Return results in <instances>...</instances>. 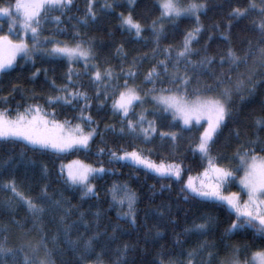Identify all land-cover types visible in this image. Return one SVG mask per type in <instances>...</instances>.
<instances>
[{
    "label": "trees",
    "instance_id": "1",
    "mask_svg": "<svg viewBox=\"0 0 264 264\" xmlns=\"http://www.w3.org/2000/svg\"><path fill=\"white\" fill-rule=\"evenodd\" d=\"M8 0H0V5ZM15 0H12L14 3ZM113 2V0H109ZM187 3V0H183ZM207 10L200 16V24L203 30L197 41L191 45L194 53L190 59L197 61L205 56L215 57L216 63L210 66L208 71L194 75L189 91L193 88H204L205 85H214L215 92H219L224 86L234 85L239 74L247 75V66L241 64L239 68L228 71L229 64L221 65L220 56L232 48L238 54H243L249 47L253 54L260 46L261 34L253 26V21H259L258 13L252 12L242 19H235L230 13L235 7H245L249 0H204ZM259 0H257V3ZM105 0H95L93 10L97 16L95 20L86 17L89 0H73L70 10L62 15L63 23L43 24V36H55L56 39L74 44L83 42L85 46H91L94 53L92 60L101 71L110 68L123 84L128 79L129 84L140 86V94L153 88L151 83H145L147 72L156 67L161 72V79L155 84L157 92L149 93L143 104L137 103L134 114L129 119L136 121L143 113L147 121H152L157 128V133L149 141L142 137L129 134L126 129V121L121 122V117L114 114L111 109L112 97L96 98L97 89L103 90V84H96L91 80V72L85 68L84 63L75 62L69 64L66 59H50L37 53L32 61L25 62L18 58L14 70L0 73V109H11L9 115L15 117L17 110L23 111L29 105H40L48 111L55 110L54 119L63 122L71 121L74 126L83 123L76 119L80 108L62 105H49V96L64 95L58 91L60 87L68 85L70 90L83 91L91 98V107L86 110V115H91L95 123L91 125L97 128V135L90 141L87 150H69L65 153H53L51 151L34 150L24 141L5 142L0 140V241L7 238V246L17 247L21 245L23 238L38 240L41 235H46L48 247L54 249L53 258L55 264H77L78 253L73 252L68 246L64 236V225H72L69 237L79 241L80 247L88 238L99 233L94 241V252L88 257L89 261L95 260V254L103 252L105 264H111L116 258L118 248L129 245L127 253L128 264H157L163 260L167 264L172 260L174 264L187 261V253L199 247L207 241L215 244L216 248H207L195 257V264L207 260L208 252H218L212 264L230 254L231 249L225 248V244L239 245L243 248L248 245L245 254L264 247V239H260L250 230L246 234L225 235V229L235 216L229 217L228 212L210 203L195 202L184 199L185 193L181 192L183 183L191 174L199 173L207 162L192 149L198 142V137L203 127L199 125L190 128H182L179 122L173 121L170 114L162 111L160 107L150 101V96L159 94L160 88H173L170 78L165 76L158 61L165 60V49H171L169 71H172V62H175L176 53L183 46L185 34L196 27L193 19L181 18L175 24L163 21L164 32L157 41L151 32L152 21L159 15L157 0H135L134 6H129L127 0H114V9H104ZM132 11L133 17L144 27L141 37H136L134 32H128L120 26L117 13L125 15ZM52 15H61L54 12ZM4 33L8 32V22L0 18ZM215 25V27H214ZM57 27L63 29V33L57 32ZM17 31H20L17 29ZM78 34V35H77ZM21 35H24L21 32ZM30 35V34H28ZM227 36L226 40L224 37ZM211 37V38H210ZM31 44V41H28ZM41 47L50 48V44H42ZM253 63L249 57L248 66ZM80 75H73L72 84H69L67 73L69 68ZM184 61L180 62V71L183 73ZM39 69V71H37ZM131 69L137 73L134 78L125 76ZM46 70V71H45ZM259 71V70H258ZM88 74L85 75L84 73ZM221 72L231 77V81L224 78V83L217 85L216 76ZM33 73H36L33 76ZM215 74V75H213ZM260 75L255 77L260 80ZM197 79L199 83H197ZM55 81V87L52 82ZM116 83V81H112ZM15 86V87H14ZM111 91V89H109ZM214 94V93H208ZM246 97L241 101L234 96L231 104L232 115L215 143L211 146V155L219 158L222 166H234L236 161L231 157L237 147L243 145L249 147L246 142L254 140L257 135L264 140V130L255 126L258 118L264 117V85L257 87L254 95L249 96L247 91L241 93ZM118 95V92H117ZM7 97V103L2 98ZM100 101L104 106L99 107ZM83 100L79 105H83ZM111 126L106 128L105 126ZM147 123L144 127H147ZM125 127V132L120 133V128ZM90 130L85 126V131ZM239 130V139L235 131ZM160 132H176L178 138L175 142L161 140ZM103 149V153H100ZM142 150L143 155L157 162L181 163L185 169L183 179L177 181L174 178H161L143 166L133 165L129 161L110 160V153L121 151ZM151 150V151H149ZM257 152L259 147L256 146ZM74 161L99 168L110 169L99 173L90 179L95 186V195H83L80 188L64 183L60 174L61 165L67 166ZM46 167V170H45ZM65 168V174H66ZM242 174V173H241ZM14 182L17 192L25 197H30L34 202L41 204L45 211L40 220H36L27 205L5 185ZM126 185L136 194L134 211L136 222L133 224L128 219L117 215L118 207L112 201L113 185ZM166 185L167 187H161ZM47 187V199H43V190ZM231 189L240 191L235 184ZM60 201L59 205L53 203ZM119 211L127 212V206ZM99 213V215H97ZM61 217L64 220L61 221ZM213 219L211 230L200 235L191 231L194 224L203 223L207 218ZM114 229H116L114 233ZM187 230V231H186ZM160 235H157V233ZM113 236L115 238H113ZM56 237L55 240L53 238ZM179 241V243H177ZM10 259V258H9ZM83 264V262H80Z\"/></svg>",
    "mask_w": 264,
    "mask_h": 264
},
{
    "label": "snow or ice",
    "instance_id": "2",
    "mask_svg": "<svg viewBox=\"0 0 264 264\" xmlns=\"http://www.w3.org/2000/svg\"><path fill=\"white\" fill-rule=\"evenodd\" d=\"M127 2L130 7L135 5V0H127ZM94 3L95 0H89L86 17L82 21L85 24L88 18L96 19L97 14L93 10ZM72 4L73 0H15L14 3L12 0H8L6 4L0 5V18H5L8 22L7 34L4 33L3 25L0 24V73L14 70L18 58L25 62L32 61L34 63V56L37 53L53 60L66 59L69 64L83 60L86 69L88 67L96 68V71L91 75V80L96 84H103V90L97 89L96 98L99 99L100 96H104L106 99L112 97V112L120 115L122 123L126 121L128 133L140 136L145 142H149L157 133L154 123L147 121L143 113L139 115L136 121L129 119V116L134 114L133 110L137 103L143 104L149 93L157 92L155 84L160 81L161 72L156 67L147 72L144 82L151 83L154 87L142 96L139 85L129 84L128 79L120 84L118 77L110 68L102 72L99 66L90 65L88 62L95 58L90 45L85 46L83 42L70 44L56 39L55 36L42 37L43 24L55 23L58 26L63 23L61 17L67 10H70ZM115 6L114 0L113 2L105 0L102 10L114 9ZM157 6L160 15L152 21L150 28L157 41L164 32L165 24L163 21L175 24L181 18H187L196 22V27L185 34L183 46L177 51L175 62H172L173 70L169 71L171 61L167 59L171 57V49H165L166 59L158 61L159 67L163 69L164 75L170 78L174 87L160 88L159 94L151 96V100L159 105L163 112L170 114L173 121L179 122L182 128H190L194 125L203 127L198 142L192 151L199 153L207 164L203 172L198 174L202 177L198 182L192 176H188L183 183L181 192L185 193L184 199L197 203H210L225 209L229 217L235 216V219L231 220L225 229V235L246 234L250 230L260 239H264V140H261L257 135L256 139L246 142L250 145L249 147L243 145L237 147L231 157L232 160L236 161L234 166H222L219 163V158H214L211 155V146L215 143L222 129L227 126L232 115L233 97L238 96L241 101H244L246 97L241 94L243 91H247L251 96L255 94L258 86L264 85V0H259L258 3L257 0H249L245 7H235L230 13V16L235 19H242L252 12L258 13L261 19L258 22L254 20L252 23L260 32L261 41L260 46L256 49L257 54H253L251 47L243 54H238L236 50L229 48L224 55L220 56L219 63L221 65L229 64V72L244 64L247 66V75L239 74L234 85L224 86L219 92H215L214 85L210 84L205 85L204 88L196 87L189 91V85L195 78L189 73L198 75L199 72L208 71L210 66L216 63L215 57L210 56H205L197 61L190 59L195 54L191 45L197 41L203 30V26L200 24V16L207 10V4L204 0H187V3L183 0H157ZM54 12H59L61 15H52ZM117 15L121 27L128 32H134L136 37H141L145 29L133 17L132 11H129L127 15L124 12L117 13ZM21 32L24 35H21ZM57 32L62 34L63 29L57 27ZM13 36H17L18 39H13ZM224 38L228 39L227 36ZM29 40L31 44H29ZM42 44H50L51 47H41ZM250 56L253 58V63L248 66ZM181 60L185 64L183 73L180 71ZM84 74L87 75L88 73L85 72ZM258 74L261 78L256 81L255 77ZM35 75L36 73H33V76ZM73 75L79 76L80 73L74 72L70 67L67 73L69 84L73 83ZM136 75L137 73L131 69L125 73L128 78H134ZM224 78L231 81L230 76L221 72L220 76L215 77L216 84H223ZM114 80L116 83H112ZM197 83H199L198 79ZM52 84L55 87V81ZM57 90L64 95L49 96L47 103L69 107L79 106L80 112L76 119L83 123H77L73 126L69 120L63 122L56 120L54 119L55 110L48 111L38 104L29 105L22 112L17 110L15 117L9 115L11 109L4 108L0 109V140L5 142L24 141L31 145L34 150L44 152L65 153L69 150H87L90 141L97 135V128L91 127L95 123L93 117L85 114L86 110L91 107V98L86 92L70 90L68 85ZM2 99L7 103V97ZM81 100L85 102L83 105H79ZM103 106L104 101H100L99 107L102 108ZM202 121L206 123V127L203 126ZM146 123L148 126L144 127ZM85 126L90 130L85 131ZM255 126L259 130H264V117L258 118L255 121ZM105 127L110 128L111 126L106 125ZM124 132L125 127H121L120 133L123 134ZM234 134L239 139V130H236ZM159 135L162 141L169 139L175 142L178 138L176 132H160ZM256 146L259 147V152H257ZM103 151L100 149L101 154ZM110 160L129 161L133 165L143 166L161 178H174L177 181L183 179L185 172L181 163L174 161L166 163L163 160L156 163L144 156L142 150L123 151L122 155L111 152ZM65 168L67 169L66 174ZM106 171L111 170L103 167L96 168L81 161H74L70 165H61L60 167V174L64 183L80 188L85 196L96 194L95 186L90 183V179ZM232 184L238 186L240 191L225 194V189ZM161 187L167 186L162 185ZM5 188L10 189L27 205L36 220L41 219L45 211L41 204L17 192L14 182L5 185ZM110 191L112 192V201L118 207L117 215L134 224L136 222L134 211L136 194L129 190L126 185L114 184ZM242 194L247 198L242 199ZM42 198H48L46 186ZM53 203L59 205L60 201L57 200ZM125 204L128 211H119ZM60 219L63 221L64 217ZM212 223L213 219L209 217L203 223L194 224L191 231L204 235L211 230ZM71 228L72 225L65 224L63 231L64 236L68 238V246L73 252L78 253L77 264L80 262L83 264H105L103 252L96 253L94 261L88 260V257L94 252V241L100 234H94L83 242V247H80L79 241H74L69 237ZM113 231L115 233L116 229ZM157 235L160 233L158 232ZM113 238L115 237L113 236ZM55 239L56 237L53 238V240ZM224 246L231 249L230 255L218 260L217 264H264V247H259L245 254L242 258V253L246 252L248 245H244L243 248L239 245L225 244ZM207 248H216V245L204 241L198 248L187 253L188 260L186 262L180 261L179 264H195V257ZM129 250L127 244L118 248L116 258L111 261V264H128L127 253ZM53 251L54 249L48 247L46 235H41L35 242L29 240L17 247L7 246V238L5 237L4 240L0 241V264H55ZM207 255V260L202 259L200 264H212V260L218 256V252L209 251ZM157 264H164V261H158ZM167 264H174V262L169 260Z\"/></svg>",
    "mask_w": 264,
    "mask_h": 264
},
{
    "label": "rangeland",
    "instance_id": "3",
    "mask_svg": "<svg viewBox=\"0 0 264 264\" xmlns=\"http://www.w3.org/2000/svg\"><path fill=\"white\" fill-rule=\"evenodd\" d=\"M13 39H18V37L17 36H13L12 37ZM80 62H82V63H84V65H85V62L83 61V60H81ZM90 65H92V64H94L95 65V63L91 60V61H89L88 62ZM88 69L90 70V72H91V74L93 73V72H95L96 71V68H93V67H88ZM103 72V71H102ZM158 94V93H157ZM157 94H153V95H157ZM152 96V95H151ZM151 96H150V101L151 102H153L155 105H157L154 101H152L151 100ZM158 107H160L159 105H157ZM202 124H203V126L204 127H206L207 125H206V123H204L203 121L201 122ZM202 131H203V128H202ZM201 131V132H202ZM125 151H128V152H131V151H129V150H125ZM118 155H122L123 154V151H121V152H119V153H117ZM196 154H198L199 155V153H196ZM149 158V157H148ZM150 160H152V161H154V162H156V163H160V162H157V161H155V160H153V159H151V158H149ZM166 163H168V162H166ZM176 163H178V162H176ZM203 172V169L199 172V173H195V174H191V175H189V176H192L193 178H194V180H196L197 182H198V180L200 179V178H202V177H200V176H198V174H200V173H202ZM188 178V177H187ZM187 180V179H186ZM230 192H239V191H236V190H234V189H231L229 186L225 189V194H227V193H230ZM247 197L245 196V195H243L242 194V199H246ZM26 241H29V240H27V239H25V238H23V240H22V242L21 243H25ZM31 241H33V242H35V240H33V239H31ZM230 254H228L227 256H229ZM227 256H225L224 258H226ZM223 259V258H222Z\"/></svg>",
    "mask_w": 264,
    "mask_h": 264
}]
</instances>
